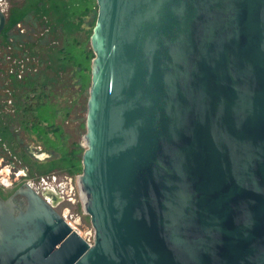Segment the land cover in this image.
<instances>
[{
    "label": "water",
    "instance_id": "95a60500",
    "mask_svg": "<svg viewBox=\"0 0 264 264\" xmlns=\"http://www.w3.org/2000/svg\"><path fill=\"white\" fill-rule=\"evenodd\" d=\"M97 4L93 243L26 184L25 211L0 200V264H264V0Z\"/></svg>",
    "mask_w": 264,
    "mask_h": 264
},
{
    "label": "trees",
    "instance_id": "16d2710c",
    "mask_svg": "<svg viewBox=\"0 0 264 264\" xmlns=\"http://www.w3.org/2000/svg\"><path fill=\"white\" fill-rule=\"evenodd\" d=\"M38 1L39 7H34L32 13L31 8L28 9L26 19L30 28L36 24L42 27L41 32L36 31L38 38L25 43L23 33L19 34L22 37H14L17 38L14 42L8 41L4 45H13L19 50L21 55L16 56L19 59H37V62L29 66L25 74L19 72V63L18 70L8 74L10 87L0 92V150L17 158L21 166L29 170V177L54 172L75 175L82 172L85 149L81 141L72 138L63 122L78 107L79 101H71L65 91L58 93L54 88L63 89L66 79L78 86L76 94L91 88L95 54L87 40L79 41L72 36L75 23L70 17L89 10L92 0ZM59 39L61 45L57 44ZM23 46L29 47L27 52L22 53ZM17 125L27 136L36 137L43 150L51 154L48 160L38 162L33 158L15 133Z\"/></svg>",
    "mask_w": 264,
    "mask_h": 264
},
{
    "label": "rangeland",
    "instance_id": "374dc122",
    "mask_svg": "<svg viewBox=\"0 0 264 264\" xmlns=\"http://www.w3.org/2000/svg\"><path fill=\"white\" fill-rule=\"evenodd\" d=\"M98 10H99V6L97 4V0H92V6L90 7L89 10L87 11L82 10L79 16L70 17L71 21L73 20L72 22L75 23V27L72 30V33L74 34L72 35L73 37H75L79 41L87 40L89 45H91L89 35L92 32L93 27L96 24L97 17H98ZM33 26L34 27L30 28L27 22L24 24L23 26L24 32H22V35L24 33L25 36L24 38H22L23 42H25L26 40L27 41L25 43H27L28 40L32 42L38 38L37 36L39 34L37 32H41L42 27L38 26V24L33 25ZM28 35H31V36L29 37ZM16 37L18 38L22 36L18 35ZM17 38H14L12 41L14 42L15 39ZM57 44L61 45L60 39ZM22 48H23L22 53L24 52V50L25 52H27L28 51L27 49H29V47L27 46H23ZM20 55H21L20 51L15 50L13 48V45H9L8 47H5L4 42L0 40V92L1 93L5 91L7 87H10V84L8 82L9 81L8 74L12 73V71L18 70L19 63H20L19 72L21 74L23 73L25 74L27 69H29V66L33 65L35 61L37 62V59H28V58L26 59L23 57L19 59L18 57H16ZM63 87H64L63 89H60L61 87L59 88L56 87L54 89L58 93H60L61 91H65L67 93L65 94L66 97L69 98L71 101L74 99L79 101L78 107L74 108V110L72 111V114L69 115L63 122V125L66 128V130L69 131V133L72 135L73 139L81 141L80 144L85 149L86 146H85V141H84V134L86 133V112H87L86 102L89 96V91L86 90L83 93L76 94L75 91L78 89L77 88L78 86H75V85L73 86L71 81L67 79ZM9 107L10 106H7L8 109ZM11 130L13 132V129ZM15 133L18 134V137H20V139L22 140L23 145H25L31 151L30 153H32L33 158L35 160H37L38 162H42V161L44 162L51 157V154L49 152L43 150V146L41 145V143H39L36 140V137L34 135L27 136L23 131H21V128H19L18 125H17V130L15 131ZM7 164L8 166L12 167V168L10 167V169H12V172H14L15 170L18 171L19 169H21L20 167L21 162L17 158H13L9 152L0 153V168L5 169V165ZM0 172H2V169H0ZM80 174L81 173H78L75 175H68V174L55 173V172L45 173V174L43 173V175H40V178L42 177L49 183H51L50 182L51 180L53 183H56L59 186L67 185V183L70 185L71 190H69V192H71L72 194L71 196L76 201L75 205H73L74 207L73 212H75L74 214H77L79 216V222L83 230L85 231V233L93 237V235H95V230L92 225L90 215L86 214V212L84 211L85 208H84L83 197H82L81 190H80L79 183H78V176ZM8 177H10V180L14 179V176L12 173L9 174ZM40 178H38L37 176L29 177L28 175L26 177V180L27 181L34 180V182L37 183ZM53 178H56L55 181Z\"/></svg>",
    "mask_w": 264,
    "mask_h": 264
},
{
    "label": "flooded vegetation",
    "instance_id": "af4514ba",
    "mask_svg": "<svg viewBox=\"0 0 264 264\" xmlns=\"http://www.w3.org/2000/svg\"><path fill=\"white\" fill-rule=\"evenodd\" d=\"M36 1V3H35ZM38 0H0V23L2 18L5 20V25L0 33V40L4 45L8 41H12L14 37L22 34L23 26L26 23L28 9L31 8V13L34 12V7H39ZM2 114V113H1ZM0 153H5L0 150ZM10 163V162H9ZM11 166L5 165L0 172V200L7 201L14 197L16 201L15 210H26L28 200L19 191L26 189V184L31 185L45 200L51 204L59 213L68 221L74 215L75 199L71 196L70 185H58L51 180L49 183L42 177L38 182L34 180L27 181L28 171L26 167L20 166L21 169L12 172ZM12 168V167H11ZM14 169V168H13ZM13 174L14 179L10 180L9 174ZM54 179V178H53ZM55 181V179H54Z\"/></svg>",
    "mask_w": 264,
    "mask_h": 264
},
{
    "label": "built area",
    "instance_id": "2783aa9c",
    "mask_svg": "<svg viewBox=\"0 0 264 264\" xmlns=\"http://www.w3.org/2000/svg\"><path fill=\"white\" fill-rule=\"evenodd\" d=\"M68 178V177H67ZM56 179V178H54ZM69 224L73 227L74 230H76L80 235H82L83 237H85V239L89 242V243H93L94 240V236L91 237L90 235H87L85 233V231L83 230L80 222H79V216L77 214L72 215L71 219L68 220Z\"/></svg>",
    "mask_w": 264,
    "mask_h": 264
}]
</instances>
